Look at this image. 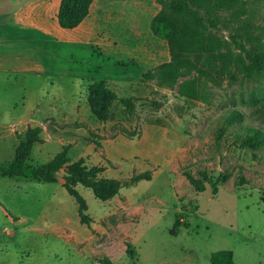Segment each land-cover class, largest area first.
Segmentation results:
<instances>
[{"label": "rangeland", "instance_id": "obj_1", "mask_svg": "<svg viewBox=\"0 0 264 264\" xmlns=\"http://www.w3.org/2000/svg\"><path fill=\"white\" fill-rule=\"evenodd\" d=\"M248 8L264 44V0H249ZM217 31L227 39V28ZM77 60L98 61L95 54ZM134 102V111H124L121 119L126 157L107 163L99 176L128 180L148 173L149 179L121 187L106 201L79 184L76 189L89 205L93 224L79 223L77 211L75 224L71 216L77 243L59 239L53 231L42 236L5 229L0 219V264L24 247L27 236L38 238L39 245L36 253L19 254L22 258L50 261L58 256L62 264H211L210 255L222 249L232 251L234 264H264V149L240 148L235 132L238 125L264 127V78L208 84L202 99L157 86L150 96ZM231 111L241 118L218 139V129ZM92 140L99 143L98 137ZM202 171L213 177L227 172L228 178L215 194L208 185L197 191L188 175L198 177ZM63 174L61 170L60 177ZM91 236L93 240H86Z\"/></svg>", "mask_w": 264, "mask_h": 264}, {"label": "crops", "instance_id": "obj_2", "mask_svg": "<svg viewBox=\"0 0 264 264\" xmlns=\"http://www.w3.org/2000/svg\"><path fill=\"white\" fill-rule=\"evenodd\" d=\"M60 1L0 0V165L13 159L19 139L37 126L40 140L32 144L30 164H45L64 149L70 161L117 163L128 150L122 136L125 106L114 101L110 118L98 121L86 101L87 85L105 81L118 99L131 98L135 109V99L157 89L142 75L169 61L166 42L149 27L154 15L149 12L159 8L154 0H93L87 16L74 28L59 26ZM93 54L96 63L77 60ZM59 172L55 183L0 177V219L5 229L42 236L53 231L55 237L77 243L70 225L71 216L75 224L77 205ZM38 245V238L27 236L24 247L8 262L2 258L1 264H62L58 256L40 261L19 255L36 253Z\"/></svg>", "mask_w": 264, "mask_h": 264}, {"label": "trees", "instance_id": "obj_3", "mask_svg": "<svg viewBox=\"0 0 264 264\" xmlns=\"http://www.w3.org/2000/svg\"><path fill=\"white\" fill-rule=\"evenodd\" d=\"M93 0H61L57 22L62 28H74L87 16ZM159 10L150 20L151 32L163 39L168 47L169 61L144 73V79L153 80L159 87L176 88L178 95L189 99H202L208 84L221 86L224 79L260 81L264 78V44L257 27L248 16L249 0H156ZM228 30L227 39L218 33L219 27ZM87 104L100 122L110 118L114 101L118 100L125 110L132 113L131 98H120L107 86L105 81H94L86 88ZM241 118L238 111H231L219 127L217 138ZM236 143L240 148L259 151L264 149V127L238 125ZM40 127L28 128L19 139L13 159L0 165V177L23 178L38 183H55L57 173L64 171L63 187L77 203L80 223L89 225L87 202L78 192V184L89 188L100 201H106L118 194L121 187L149 179L148 173L131 176L128 180L99 176L105 167L87 166L83 158L70 161L65 149L45 164L33 165L28 162L32 144L39 141ZM197 191L210 186L213 194L219 184L228 178L227 172L210 176L202 171L198 177L188 175ZM175 226L180 225L178 219ZM132 245L127 243V250ZM131 253L128 252V255ZM105 262V261H104ZM211 264H234L230 250H218L210 255ZM106 263V262H105Z\"/></svg>", "mask_w": 264, "mask_h": 264}]
</instances>
